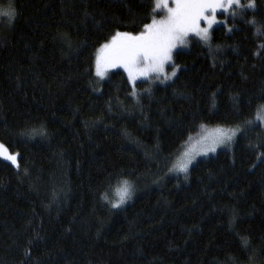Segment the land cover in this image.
I'll return each instance as SVG.
<instances>
[{
	"label": "trees",
	"instance_id": "1",
	"mask_svg": "<svg viewBox=\"0 0 264 264\" xmlns=\"http://www.w3.org/2000/svg\"><path fill=\"white\" fill-rule=\"evenodd\" d=\"M7 4L0 142L19 166L0 159V264H264V128L247 123L264 105V0L215 26L210 46L191 38L177 76L138 81L136 97L123 71L100 80L93 62L150 21L151 0ZM201 125L242 131L187 179L166 174ZM122 179L137 193L112 208L103 196Z\"/></svg>",
	"mask_w": 264,
	"mask_h": 264
},
{
	"label": "snow or ice",
	"instance_id": "2",
	"mask_svg": "<svg viewBox=\"0 0 264 264\" xmlns=\"http://www.w3.org/2000/svg\"><path fill=\"white\" fill-rule=\"evenodd\" d=\"M151 6L150 22L144 23L139 32L133 34L116 31L97 49L95 55V76L104 80L110 71L123 69L127 74V82L131 85L133 97L137 96L138 81L164 84L177 76L179 65L174 63L173 53L181 47H187L189 37H197L210 46L213 26L228 23V20L219 21L218 13L235 20L247 10H254L256 0H151ZM0 16L7 17L11 22L16 16V10L10 4L7 10L0 9ZM247 22L256 24L254 19ZM228 31L231 32L232 28L229 27ZM256 33L264 34L259 27L256 28ZM169 66L172 67L170 73L166 71ZM255 119L264 122V105L258 107ZM201 128L204 129V126L201 125ZM241 131L239 127H217L210 131L205 129L206 135L197 141L195 147L183 152L169 172L184 173L187 179L189 168L197 156H207L220 147L230 146ZM0 159L19 166L18 154L11 153L3 143H0ZM257 159H264V153ZM133 191V185L128 180H122L114 190L115 199L109 200L107 193L103 199L112 208H120L131 199Z\"/></svg>",
	"mask_w": 264,
	"mask_h": 264
},
{
	"label": "rangeland",
	"instance_id": "3",
	"mask_svg": "<svg viewBox=\"0 0 264 264\" xmlns=\"http://www.w3.org/2000/svg\"><path fill=\"white\" fill-rule=\"evenodd\" d=\"M9 5L10 4H7L6 5V7L5 8H3L2 6H0V9H3V10H7L8 8H9ZM157 18H159V17H157ZM217 19L219 20V21H224V20H227L228 19V16L226 15V14H224V15H221V14H219L218 13V15H217ZM9 20H8V18L7 17H4V16H0V26H2V25H4L5 23H7ZM150 22V21H149ZM217 25H221V24H217ZM217 25H214L213 26V28L215 27V26H217ZM191 38H196V39H198L197 37H189V41H188V44H187V47H181L180 49H178V50H186V49H188L189 48V44H190V39ZM106 43V42H105ZM177 50V51H178ZM176 52V51H175ZM174 54V53H173ZM95 55H96V53H95ZM93 69H94V73H95V58H94V62H93ZM115 70H121V71H123V69H115ZM115 70H112V71H115ZM112 71H110V72H112ZM166 71L167 72H171L172 71V67H168L167 69H166ZM109 72V73H110ZM124 72V71H123ZM178 72V71H177ZM109 75V74H108ZM125 75L127 76V74L125 73ZM168 82H170V81H168ZM156 83H159V82H156ZM156 83H152L151 81H150V84H156ZM167 83V82H166ZM159 84H161V83H159ZM255 117H256V115L254 116V122H257V123H260V125L264 128V122H260V121H256V119H255ZM204 126V129H202L201 128V126H199V128H198V130L195 132V133H193V134H191L188 138H187V140L181 145V147H180V149L178 150V152L176 153V155L173 157V159H172V161H171V164L167 167V169H166V174H168V175H180L181 177H182V179L183 180H185V174L184 173H172V172H169V169L170 168H172V166H173V164L177 161V159L182 155V153L183 152H185L186 150H188L189 148H192V147H195L196 146V143H197V141L198 140H200V138L202 137V136H204V135H206V132H205V129H207V130H212V129H214V128H217V127H223V128H236V127H239V128H241L240 126H231V127H224V126H220V125H212V126H210V125H203ZM242 129V128H241ZM239 135V134H238ZM237 135V136H238ZM237 138V137H236ZM236 138H235V140H234V142L230 145V146H228V147H220V148H218L217 149V151H219V150H222V149H224V150H230V149H232V147H233V145H234V143H235V141H236ZM1 143V142H0ZM10 151V150H9ZM216 151V152H217ZM11 152V151H10ZM216 152L215 153H209L207 156H197L196 157V161L194 162V164L198 161V160H200V159H202V158H206V157H209V156H212V155H215L216 154ZM11 153H14V154H17V153H15V152H11ZM3 160V159H2ZM6 161V160H5ZM7 162H9V161H7ZM9 163H11V162H9ZM165 162H163V166H164V168H165ZM193 164V165H194ZM15 166V165H14ZM15 167H17V166H15ZM191 167V166H190ZM190 169V168H189ZM187 175H188V173H187ZM122 180H126V179H122ZM122 180H120V181H122ZM119 181V182H120ZM119 182H117L115 185H113L112 186V188L109 190V191H107L106 193H107V195H108V197H109V200H114L115 199V195H114V190H115V188L119 185ZM130 182V181H129ZM131 183V182H130ZM132 184V183H131ZM133 185V184H132ZM136 187L137 186H135V185H133V189H134V191H133V195H132V197H131V199L130 200H128L124 205H122L120 208H122V207H124L128 202H130L132 199H133V197L135 196V194L137 193V189H136ZM108 203V202H107ZM110 206H111V204L110 203H108ZM116 209H118V208H116Z\"/></svg>",
	"mask_w": 264,
	"mask_h": 264
}]
</instances>
